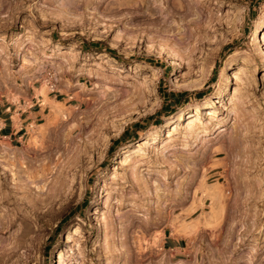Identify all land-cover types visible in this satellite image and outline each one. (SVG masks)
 Listing matches in <instances>:
<instances>
[{"label":"rangeland","instance_id":"374dc122","mask_svg":"<svg viewBox=\"0 0 264 264\" xmlns=\"http://www.w3.org/2000/svg\"><path fill=\"white\" fill-rule=\"evenodd\" d=\"M150 1L12 0L0 18V88L50 106L0 142L19 156L0 166V264H264V0H202L180 58Z\"/></svg>","mask_w":264,"mask_h":264},{"label":"bare ground","instance_id":"6f19581e","mask_svg":"<svg viewBox=\"0 0 264 264\" xmlns=\"http://www.w3.org/2000/svg\"><path fill=\"white\" fill-rule=\"evenodd\" d=\"M201 2H202V0H154L153 11H154L155 16H156V21L158 22L159 25L162 24V29H163L162 33H160L162 39L159 42V46H160L161 50H163V52L170 53L172 50V52L173 51L176 52V54H174L173 56H177L179 58L182 57L181 51L186 50L185 49L186 47H183V44L185 43L184 41H185V39L188 38V36L190 34L192 35V30L190 29L189 23H193V24H194V22L198 23L199 18L201 17V14L203 12V9L199 8V5L201 4ZM221 21L222 20L220 19V22ZM227 23H228L227 28L229 30L233 29L235 27V22H232V20L227 21ZM222 25H224V23H222ZM156 32H159V30H157ZM178 36H180L181 38H178ZM28 40H29V38L27 36V39L25 38L24 40L17 43L20 51H21V49H23L27 46L26 42ZM171 42H174V45L172 48L169 49V48H167V45H169V43H171ZM188 47H189V45H188ZM29 50H30V48L27 49V51H29ZM187 50H188V48H187ZM33 54H35V53H33ZM18 56H19L20 61L22 62L23 67L24 66H27V67H32V66L35 67L36 66L37 67V66L41 65L39 59L42 56H39V59H38V58H35L32 56L30 57L26 53L23 54L22 52H19ZM102 88H105V87L102 86ZM106 92L108 93L110 91L106 90ZM108 95L110 96L111 92L108 93ZM197 107H198V111H200V107L199 106H197ZM207 114L208 113H205V115H207ZM181 117H182L181 114L178 115L176 120L177 121L181 120ZM48 125H50V124H48ZM45 128H46V126H45ZM73 129H74V124L72 125V123H70V124L65 125L63 128V132H62V138L66 137L69 134L71 135V132ZM45 131L46 132L49 131L48 133H50L51 132L50 127H47L45 129ZM202 132H203V130H202ZM202 132L201 131L195 132V137L200 140L202 138L201 137ZM145 143H147V141ZM125 153H126V151H125ZM21 154H19V155H21V157L19 158L21 160V162H19L21 165L20 169L22 168L23 171H26L27 169L25 167L23 168V165L25 164V159L28 157V154L26 152L21 153ZM39 156H40V160H39L38 167H39L40 172L42 173V176L44 177L46 175L45 173L47 171L49 172V171H52V169H53V168H51V165H48V163H53L55 161V159L53 158L54 159L53 160L49 154H45V153L42 155H39ZM18 157L19 156L16 155L12 151V149L9 148V146H7L5 144L0 145V166H1V168H3V166H5V164L8 161H14L15 159H18ZM1 164H4V165H1ZM5 167H4V171H6L8 169V171L10 170L11 172H13L12 168L14 166L12 168H7L6 170H5ZM43 177H42V179H40L38 181L29 180L31 178H28L26 180H27L29 185L30 184L33 185L34 183L37 185L39 182H42L44 180ZM108 224H110V223H108ZM105 227L106 228L108 227L107 224H105ZM76 232H78L77 229H75L73 234H75ZM72 242H74L73 236H72V234H69L66 237V244H70ZM113 245H114V243H113ZM57 264H65V254L63 251H61L58 255ZM181 264H183V263H181ZM184 264H186V263L184 262Z\"/></svg>","mask_w":264,"mask_h":264},{"label":"crops","instance_id":"0c3cea01","mask_svg":"<svg viewBox=\"0 0 264 264\" xmlns=\"http://www.w3.org/2000/svg\"><path fill=\"white\" fill-rule=\"evenodd\" d=\"M11 8L12 0H0V18L5 14L13 17ZM16 84L18 85V82ZM12 87L15 88V85L12 84ZM16 90H21L17 97L0 88V142L5 141L11 146L20 145L26 138L28 128L42 121L50 111V106L45 104L43 95L38 94L33 87L26 85ZM179 243L172 237L165 240V245L175 252L180 249Z\"/></svg>","mask_w":264,"mask_h":264},{"label":"built area","instance_id":"2783aa9c","mask_svg":"<svg viewBox=\"0 0 264 264\" xmlns=\"http://www.w3.org/2000/svg\"><path fill=\"white\" fill-rule=\"evenodd\" d=\"M47 85L49 86L51 92L56 91L55 77H54L53 73L49 74V76L47 78Z\"/></svg>","mask_w":264,"mask_h":264},{"label":"trees","instance_id":"16d2710c","mask_svg":"<svg viewBox=\"0 0 264 264\" xmlns=\"http://www.w3.org/2000/svg\"><path fill=\"white\" fill-rule=\"evenodd\" d=\"M111 53H112V52H111ZM128 133H129L128 131L125 132V133L123 134V136H124V135H128ZM123 136H122V137H123ZM122 137H121V138H122ZM114 143H116V141H115Z\"/></svg>","mask_w":264,"mask_h":264}]
</instances>
